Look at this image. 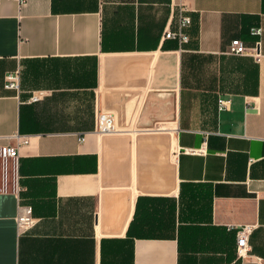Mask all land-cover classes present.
I'll return each mask as SVG.
<instances>
[{
    "label": "crops",
    "instance_id": "1",
    "mask_svg": "<svg viewBox=\"0 0 264 264\" xmlns=\"http://www.w3.org/2000/svg\"><path fill=\"white\" fill-rule=\"evenodd\" d=\"M181 7L183 44L164 38ZM15 135L0 264H264V0H0V144Z\"/></svg>",
    "mask_w": 264,
    "mask_h": 264
},
{
    "label": "built area",
    "instance_id": "2",
    "mask_svg": "<svg viewBox=\"0 0 264 264\" xmlns=\"http://www.w3.org/2000/svg\"><path fill=\"white\" fill-rule=\"evenodd\" d=\"M178 26L175 31H167L164 34L165 39L176 40L178 43L183 44L188 42L189 37L186 30L191 26V18L186 14L184 8L179 11ZM250 35L259 37L261 30L256 28L250 29ZM226 53L233 56H250L258 60L259 42L255 43L252 47H247L238 39L230 41L226 48ZM3 88L6 91L19 92V71L15 70L9 72L4 77ZM36 99L33 97L32 101ZM224 102L220 101L219 106L222 107ZM95 130L97 133H109L114 131L113 118L109 114L100 112L96 117ZM5 144H0V167H4L8 162H15L18 158V148L27 144V140L17 135L12 136L6 140ZM191 153H200V150H189ZM34 223L30 214V208L23 207L17 217V226L20 232L27 231ZM250 228L244 226L236 232V256L238 259H244L248 256L250 247L248 245V236Z\"/></svg>",
    "mask_w": 264,
    "mask_h": 264
}]
</instances>
